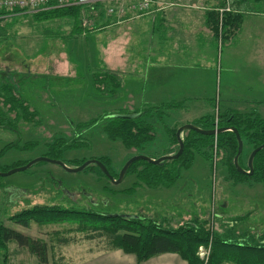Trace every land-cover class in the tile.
<instances>
[{
	"label": "rangeland",
	"instance_id": "rangeland-1",
	"mask_svg": "<svg viewBox=\"0 0 264 264\" xmlns=\"http://www.w3.org/2000/svg\"><path fill=\"white\" fill-rule=\"evenodd\" d=\"M223 2L154 0L152 8L156 10L153 12L151 8L148 14L127 12L124 16L108 15L106 10L115 3H102L99 8L83 9L78 25L69 18L41 21L31 14L3 19L0 22V85H12V96L15 99L21 97L24 101L17 112H7L8 106L0 100V109L6 111L9 119H14L18 113H34L36 116L20 118L13 131L7 126L0 128V172L23 167L40 157L63 163L106 158L109 166L118 172L130 156L138 152L126 150L119 140L111 138L107 131L108 121L104 118L119 114L120 110L127 111V107L134 106V111H141L140 105L148 99V94L144 91L142 74L141 80L127 76L125 88L124 84L120 88L115 87V96L113 93L103 96L102 86H95L93 77L104 69L103 63L109 61L107 51L112 46L126 45L138 51L147 44L154 45L159 41V34L154 31L151 35L149 31L155 19L159 20V13L171 19L178 11L186 14L197 11L204 18L209 12L217 15L216 9L222 8ZM257 8L262 10L263 5L257 4ZM228 15L233 14L227 13L226 17ZM75 26L80 28L75 30ZM172 27L174 31L180 29ZM226 29L222 31L223 35L216 36L210 43V49L214 46L218 55L215 78L210 71H202L192 83H186L187 87L194 88L195 100H185L182 108L171 109L175 112L163 113L162 110L155 113L153 110L156 120L160 116V122L153 125L150 135H156L159 140H152L143 155L152 156L156 150L166 147L168 135L164 131L165 124L178 120L179 115L187 114L186 118L193 119L198 111L216 115L218 110L222 115L226 107L227 114H237V109L243 113L241 115L252 114V111L258 113L259 110L264 113V74L261 79L256 78L259 69H248L241 60L233 62L238 64L234 67L235 72L224 69V48L229 42L225 37ZM181 86L178 84L177 88ZM177 88L176 91H181ZM171 112L173 115H169ZM219 136L226 137L222 133ZM55 138L68 143L75 139L79 143L77 147L65 150L50 146ZM173 149L174 152L176 146ZM249 151L244 142L240 165L243 160L246 162ZM204 152L208 149L199 146L190 167L182 172L173 187L154 190L142 186L133 192L124 191L135 183L134 176H126L120 184L114 185L93 167L69 173L55 164L38 162L25 171L0 177V226L44 242L48 248V264L51 260L64 264V258L71 256L73 259L88 250H109L110 246L105 238L87 240L86 234L70 232L76 228L73 221L42 226L30 222L23 227L12 220V217L34 206L61 205L67 209L108 215L135 214L173 229L197 220L205 223L211 236L227 232L230 223L227 213L243 210L246 213L242 212L244 214L237 219L233 231H243L252 236L264 233V185L252 179L237 178V181L229 182L221 151L216 164L209 156L206 158ZM228 202L231 207L227 210ZM58 239H67L69 243H61ZM199 248L209 259L211 241L198 247L196 255ZM32 255L27 247H21L14 241L0 244V264H37V257ZM200 261L204 264L203 260Z\"/></svg>",
	"mask_w": 264,
	"mask_h": 264
},
{
	"label": "trees",
	"instance_id": "trees-1",
	"mask_svg": "<svg viewBox=\"0 0 264 264\" xmlns=\"http://www.w3.org/2000/svg\"><path fill=\"white\" fill-rule=\"evenodd\" d=\"M233 1L237 9L241 8L245 12L264 14V0ZM260 3L263 5L262 10L257 8V4ZM100 5L101 4L98 3L91 6V8L88 6H71L63 8L49 7L31 15L35 19L41 21L53 20L56 18H69L78 25L80 23V13L83 9L99 8ZM238 10L239 13L224 17L223 22H221L222 31L230 25L232 29L238 27L242 16L240 14V9ZM14 14L15 15H2L0 17V22L9 16L19 15L17 12H14ZM208 14L210 16V22L212 23L211 28L214 31L215 36H218V17L213 12H209ZM79 28V26H75V30ZM93 82L95 86H102L101 93L103 96H109L112 93L113 96H115V87L120 88V82L117 76L108 71L100 70L94 74ZM12 89V85L10 84L0 85V100H2L5 106H8V109L6 110L7 112H17L19 106H21L24 101L21 100V97L20 99H15V97L12 96ZM19 100L21 101L19 102ZM176 108L177 105L169 104L141 110L139 111L140 113L138 114V117L135 119L111 117L113 115L104 119L108 121L107 131L111 138L119 140L126 150L134 149L138 152L137 155H143L144 149H146L149 143L152 142L150 133L153 131V125L159 124L158 121L160 116H158V120H156V116L153 115V110H155V113L161 112L162 110L163 113H165L166 111ZM6 111L4 112L3 109H0V128L4 129L8 127V129L12 131L15 129L20 118L36 116L34 113L29 115H27V113H22V115L15 113V118L9 119L5 114ZM128 114L130 113H115L114 115ZM215 116L217 117L216 124L218 128L237 129L243 144L246 142L250 152L264 144V119L260 118L256 113H250L248 115H221L218 112L216 115L210 114L201 117L196 120L193 125L203 130L213 129L216 121ZM147 118H150L151 121L148 122L149 119ZM175 131L174 128L172 131L174 137ZM222 134H225L226 137L220 138L219 135L216 136L217 147L218 150L221 151L224 164L227 166L229 181H237V178L252 179L257 183L264 185V148L257 152L253 159V173L251 175H243L238 173L233 164V158L237 152L235 135L230 131ZM182 141L184 146L183 152L176 160L165 161L158 165H152L144 161H137L131 164L126 171L124 178L126 176H134L136 180L131 188L124 192H133L137 187L142 186H145L148 189H169L173 187L181 177L182 172L190 167L194 154H198L199 146L208 149V152H204V156L206 158L208 156L211 158V148L213 145L212 136H203L193 131H187V135ZM70 142L68 143V141H65L62 138H55L50 143V146H57L58 148L68 150L77 147V143H79L75 139L70 140ZM174 144H176L175 138ZM175 146L176 149L173 154L178 150V145L176 144ZM59 152H61V150H59ZM47 153L50 154L49 151ZM97 160L103 163L114 179L117 178L120 170L115 173L114 169L109 166L106 158ZM82 163L83 162L75 161L64 162L68 167H77ZM91 167L96 168L100 175L103 178H106L98 167L94 165L88 166L85 171ZM14 219L16 220V223L21 224L23 227L28 226L30 222L42 226L73 221L76 228L70 229V232L76 231L86 234L87 240L105 238L110 246L109 250H121L124 253L133 254L138 263L145 262L160 254L174 253L187 264H202L203 262H201L196 255L197 249L200 246L207 245L211 241L210 257L204 264H264V233L252 236L247 233L237 235L233 232H225L222 234L214 233L211 236L209 233L210 230L205 228V223H199L197 220H193L173 229L170 227H164L155 220L141 216L135 219H125L121 216L108 215L93 211L74 208L67 209L61 205L34 206L33 208L22 211L12 217V220ZM0 236L3 237L0 239V244L4 245L6 242L14 241L21 247H27L31 253L38 258L41 264L47 262L48 248L44 242L30 239L14 230L2 226H0ZM58 240L61 243H69V240L67 239Z\"/></svg>",
	"mask_w": 264,
	"mask_h": 264
},
{
	"label": "crops",
	"instance_id": "crops-1",
	"mask_svg": "<svg viewBox=\"0 0 264 264\" xmlns=\"http://www.w3.org/2000/svg\"><path fill=\"white\" fill-rule=\"evenodd\" d=\"M219 3L220 2H218V4ZM220 5L221 3L219 6ZM238 9H240V14L242 15L238 27L232 29L230 25L227 26L226 29L227 34H225V37H227L229 42L224 48V69L229 70L230 73L235 72L234 67L236 65L238 66V64H233V62L237 63L238 60H241L243 66L248 69L255 70L257 67L260 73L256 75V78L259 77L261 79L264 74V14L245 12L241 8ZM154 10H156L155 7L152 8V12ZM178 12L179 13H174L171 19L159 13V20L157 21V19H155V22L152 20L154 23L153 26L150 27L149 33L152 35L154 31H157L155 33L159 34V41L154 45L151 43L147 44L138 51L136 48H129L126 45L117 47L112 46L110 51L108 50L106 53L109 57V61L103 63L104 69L102 70L110 71L112 74L116 75L120 85L124 84V88L128 80V78H126L127 76H133L136 80H141L142 78L140 75H144V91L145 94H148V99L140 105L139 109L141 110L169 104H175L177 108L180 109L184 106L183 102L185 100L192 101L196 99L194 88L192 86L187 87L186 83H192L193 79L205 70L210 71L213 78L216 76L215 70L217 68L218 55L214 46L210 49V45L216 36L211 28L212 23L210 22L209 14L207 13L205 17L203 13L204 18H201L200 13L197 11L188 14L185 12ZM154 16L156 17L157 15L154 13ZM201 19L202 21H200ZM173 23H175V25H172ZM172 26H178L180 29L174 31L175 28ZM224 49H222L219 54L220 59ZM167 84L168 86L172 84V86L170 85V87H167ZM178 84L182 85L181 88H177ZM224 84L226 91L225 102H227V76L224 78ZM183 85H186L185 89H183ZM164 86L167 91L165 93ZM176 88L181 91H176ZM130 89L133 90V88ZM133 107H127V111L120 110L119 113L139 114L140 110L134 111ZM169 111L175 112V110ZM261 111L259 110L258 113L252 111V113H256L260 118L264 119L263 110ZM172 112L169 115H173ZM218 112L220 113L219 110ZM208 113L210 114V112ZM236 113L243 114L240 113L238 109ZM205 115L207 114H205L204 111H198L193 119L186 118L187 114L179 115L178 120L171 124H165L166 127L164 131L165 134L168 135L166 147L161 149V151L156 150V152L149 157L151 159H157L162 156L172 155L173 148L177 144V141L176 144H174L175 137L172 135L174 128L177 130L183 125L193 124L196 120ZM222 115H228L227 107ZM162 127H164V125H162ZM186 135L187 131L183 132L180 138L183 140ZM151 137L152 140H159L156 135L155 137L151 135ZM134 155L135 154L132 156ZM247 159L248 157L246 158V162L243 160L241 164V167L245 171H248L246 167ZM157 189L159 190L161 188ZM250 204H253V202H250ZM230 207L231 204L228 202L227 210ZM242 212L244 211L236 210L232 211L231 214L227 213V218L230 220L227 233L233 232L237 235L244 233L243 231L236 233L232 229L237 219H240V216L246 213ZM121 215L140 217L135 214ZM62 260L64 264H187L174 253L160 254L145 262L138 263L133 254H127L121 250H88L84 251L83 255H76L73 259L70 256V258H64ZM37 261L39 262L38 258ZM38 262L37 264H41ZM46 263H49L48 260ZM51 264L58 263L51 260Z\"/></svg>",
	"mask_w": 264,
	"mask_h": 264
},
{
	"label": "water",
	"instance_id": "water-1",
	"mask_svg": "<svg viewBox=\"0 0 264 264\" xmlns=\"http://www.w3.org/2000/svg\"><path fill=\"white\" fill-rule=\"evenodd\" d=\"M111 117H119L121 119H135L138 117V114H128V115H113ZM185 131H193L199 135H203V136H214L215 134L216 135H219L221 133H224V132H227V131H230L232 132L234 135H235V139H236V142H237V152H236V155L234 156L233 158V164H234V167L236 168V170L238 171V173L240 174H243V175H251L253 173V159L256 155L257 152H259L261 149L264 148V144L263 145H260L259 147L253 149L249 156H248V159H247V169L248 171H245L240 165H239V157L242 153V149H243V141L237 131L236 128H218V129H210V130H203V129H200L198 127H196L195 125L193 124H186V125H183L181 127H179L177 130H176V133H175V138H176V141H177V145H178V150L175 154H172V155H166V156H162V157H159L157 159H151L150 157L148 156H145V155H134L132 157H130L125 163L124 165L122 166V168L120 169L119 173H118V176L116 179H114L110 174L109 172L107 171L106 167L103 165V163H101L99 160H90V161H87V162H84L82 163L80 166H77V167H68L67 165H65L63 162L61 161H58V160H52L50 158H46V157H40V158H37L31 162H29L28 164H26L25 166L23 167H19V168H16V169H13L11 171H8V172H0V177H4V176H8L10 174H13L15 172H20V171H25L27 169H29L31 166H33L34 164L38 163V162H47V163H52V164H55L59 167H61L64 171L66 172H69V173H77V172H81L83 170H85L88 166H96L98 167V169L101 171V173L114 185H118L120 184L123 179H124V176L126 174V171L127 169L130 167L131 164L137 162V161H144V162H147L149 164H152V165H158V164H161L165 161H170V160H176L180 157V155L182 154L183 152V141L182 139L180 138V135L185 132ZM115 216H121L125 219H135V218H138L137 216H132V215H121V214H116Z\"/></svg>",
	"mask_w": 264,
	"mask_h": 264
},
{
	"label": "built area",
	"instance_id": "built-area-1",
	"mask_svg": "<svg viewBox=\"0 0 264 264\" xmlns=\"http://www.w3.org/2000/svg\"><path fill=\"white\" fill-rule=\"evenodd\" d=\"M124 1L127 2L126 5ZM98 3H115L113 4L114 6L111 5L106 10V13L108 15L113 16H124L127 12H136L140 15L149 12L154 4V0H0V17L5 14L15 15L14 12H17L18 14H33L45 10L49 7L63 8L71 6H92ZM223 3L224 5L222 8L216 9L218 17L219 35H223L221 22H223V19L227 15V13H239V10L235 6L233 0H224ZM216 122L217 117L215 121V126L213 128L215 130L218 129ZM216 136V134L213 136V145L211 148V159L214 164L217 163L219 154ZM205 254L206 253H204L202 248H199V252L197 253V255L198 257H200V260L204 261V263H206L208 260L204 257Z\"/></svg>",
	"mask_w": 264,
	"mask_h": 264
}]
</instances>
